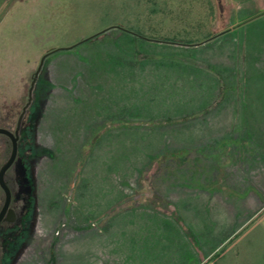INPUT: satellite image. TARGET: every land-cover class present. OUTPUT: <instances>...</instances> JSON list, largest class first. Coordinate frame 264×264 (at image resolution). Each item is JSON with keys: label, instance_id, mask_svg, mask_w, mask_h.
<instances>
[{"label": "rangeland", "instance_id": "obj_1", "mask_svg": "<svg viewBox=\"0 0 264 264\" xmlns=\"http://www.w3.org/2000/svg\"><path fill=\"white\" fill-rule=\"evenodd\" d=\"M48 52L0 264H264V0H0V127Z\"/></svg>", "mask_w": 264, "mask_h": 264}, {"label": "water", "instance_id": "obj_2", "mask_svg": "<svg viewBox=\"0 0 264 264\" xmlns=\"http://www.w3.org/2000/svg\"><path fill=\"white\" fill-rule=\"evenodd\" d=\"M52 51L53 50H51L50 52H52ZM50 52H48L42 56L40 63L38 65L36 71L34 72L32 82H31V86L29 88L28 100H27L26 104L24 105L21 114L18 117L15 129L13 131H11L7 128L0 127V134L8 137V139L10 141V146H11L8 158L0 166V188L2 189V191L4 193L3 204L0 208V224L2 222H13L16 218L15 211L10 207L12 195H11V190L7 184V181L5 180V173L10 168V166L13 164V162L16 158L17 150H18V130L20 127L21 117H22L26 107L30 103L31 90L33 88V84L35 82V79L37 78V75L39 73V70H40L41 65L43 63V60H44L45 56L47 54H49Z\"/></svg>", "mask_w": 264, "mask_h": 264}, {"label": "trees", "instance_id": "obj_3", "mask_svg": "<svg viewBox=\"0 0 264 264\" xmlns=\"http://www.w3.org/2000/svg\"><path fill=\"white\" fill-rule=\"evenodd\" d=\"M6 174V173H5ZM6 179V178H5ZM7 184H8V182H7ZM8 186H9V188H10V190H11V195H12V198H11V201L14 199V193H13V190H12V186H11V184H8Z\"/></svg>", "mask_w": 264, "mask_h": 264}, {"label": "flooded vegetation", "instance_id": "obj_4", "mask_svg": "<svg viewBox=\"0 0 264 264\" xmlns=\"http://www.w3.org/2000/svg\"><path fill=\"white\" fill-rule=\"evenodd\" d=\"M5 180H6V179H5ZM2 223H4V222H2ZM2 223H1V224H2ZM1 224H0V225H1Z\"/></svg>", "mask_w": 264, "mask_h": 264}]
</instances>
